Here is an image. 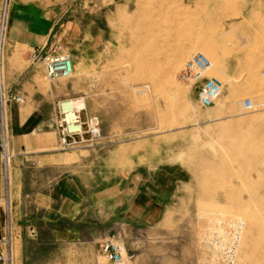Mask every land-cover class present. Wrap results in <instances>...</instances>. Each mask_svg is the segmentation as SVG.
Here are the masks:
<instances>
[{
	"label": "rangeland",
	"instance_id": "obj_1",
	"mask_svg": "<svg viewBox=\"0 0 264 264\" xmlns=\"http://www.w3.org/2000/svg\"><path fill=\"white\" fill-rule=\"evenodd\" d=\"M75 3L64 5L73 33L63 46L74 69L56 80L71 88L59 103L65 111L80 102L82 120L96 117L100 134H85L87 140L71 149L58 143L59 156L14 154L7 178L0 173V203L15 194L13 160L22 199L45 192L61 174L77 176L92 190L110 187L112 196L106 209L88 214L78 239L55 240L39 221L12 219L8 264H108L99 247L104 239L124 245L122 264H206L216 234L224 235L229 223L243 228L234 264H264V109L244 106L246 98L264 101V0ZM196 51L210 59L208 75L223 87L211 107H201L179 77ZM37 82L47 87L50 80L43 74ZM53 130L58 133L43 127L30 137ZM165 163L186 167L191 179L165 198L158 219L113 211L119 190L131 189L128 199L141 178L150 179Z\"/></svg>",
	"mask_w": 264,
	"mask_h": 264
},
{
	"label": "crops",
	"instance_id": "obj_2",
	"mask_svg": "<svg viewBox=\"0 0 264 264\" xmlns=\"http://www.w3.org/2000/svg\"><path fill=\"white\" fill-rule=\"evenodd\" d=\"M67 1L11 0L8 30L11 47L4 56L0 80L6 90L20 92L24 97L23 102L11 101L7 105V141L15 156L39 152L59 156L56 152L57 131L37 138L30 136L51 117L58 116L59 100L68 96L71 88L68 83L63 85L62 81L56 80L41 87L37 76L45 74L44 64L40 60L34 62L31 54L36 48H47L55 41L61 44L71 42L73 23L65 18ZM81 2L83 0H76V8H80ZM76 43L80 45L79 37H76ZM18 164L12 161V188L15 192L10 200L12 219L39 221L55 240L78 239L84 222L90 218L88 214L106 209L104 207L109 204L110 187L92 190L77 176L64 174L55 177L45 192H38L28 200L22 199L17 180ZM150 177L141 178L143 181L128 199L127 192L131 189L119 190L122 199L117 209L112 207L113 211L134 220H156L159 217L157 209H163L165 198L173 189L189 182L191 173L180 164L165 163L153 169Z\"/></svg>",
	"mask_w": 264,
	"mask_h": 264
},
{
	"label": "built area",
	"instance_id": "obj_3",
	"mask_svg": "<svg viewBox=\"0 0 264 264\" xmlns=\"http://www.w3.org/2000/svg\"><path fill=\"white\" fill-rule=\"evenodd\" d=\"M10 19L8 0H3L0 5V74L3 65V45L7 26ZM34 61L41 60L44 64L45 76L49 80H57L69 77L74 69L73 59L70 51L58 41L51 43L47 48L38 47L32 54ZM211 67L210 59L201 51L192 53L184 62L179 70V77L182 83L193 88L194 96L201 107H211L221 96L223 87L221 82L208 75ZM1 76V75H0ZM264 78V68L262 69ZM23 102L24 97L20 92H10L1 84L0 80V173L2 178H7L8 160L14 153L8 150L7 130V105L9 102ZM244 106L250 110L264 109V101L253 103L251 98H246ZM63 111V103H59L57 117H51L45 124L38 127L55 126L58 130V143L61 149H71L85 142V134L90 137H98L100 134L98 120L91 117L82 120L80 111L82 105L72 103ZM83 125L87 129L82 130ZM12 213L10 203L5 201L0 203V264H8L12 256L11 235H12ZM240 224H228L225 234L219 233L215 236V242L209 248L210 259L206 264H234L238 243L240 240ZM100 251L103 253L108 264H121L126 249L122 243L114 239H104L99 244Z\"/></svg>",
	"mask_w": 264,
	"mask_h": 264
},
{
	"label": "bare ground",
	"instance_id": "obj_4",
	"mask_svg": "<svg viewBox=\"0 0 264 264\" xmlns=\"http://www.w3.org/2000/svg\"><path fill=\"white\" fill-rule=\"evenodd\" d=\"M211 69H212V65H211V67H210V70H211ZM210 70H209V71H210ZM69 104H70V103H69ZM75 104H77V105L80 106V102H74V105H75ZM236 224H240V225H241V230H240V238H241V233H242V229H243V228H242V224H241V223H235L234 225H236ZM239 241H240V240H239ZM121 264H122V263H121Z\"/></svg>",
	"mask_w": 264,
	"mask_h": 264
}]
</instances>
